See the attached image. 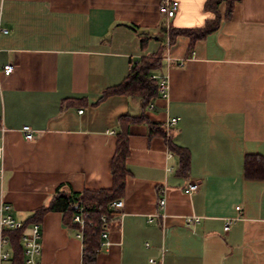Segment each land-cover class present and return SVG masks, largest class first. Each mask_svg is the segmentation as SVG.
I'll return each mask as SVG.
<instances>
[{
  "label": "crops",
  "instance_id": "obj_1",
  "mask_svg": "<svg viewBox=\"0 0 264 264\" xmlns=\"http://www.w3.org/2000/svg\"><path fill=\"white\" fill-rule=\"evenodd\" d=\"M163 1L0 0V26L9 31L0 32V206L25 222L60 187L110 188L121 118L144 116L164 129L175 117L169 137L151 134L147 122L126 125L123 207L106 226L111 245L96 264H264V178L244 175L247 154L264 157V0H237L229 18L222 3L219 28L191 50L187 35L171 42V30L202 28L214 14L206 0H174L177 13L167 18ZM162 49L156 74L168 76L167 98L158 94L153 109L137 96L101 99L132 61ZM174 148L188 155L186 171ZM192 182L199 188L186 191ZM38 221L41 264H82V242L61 212Z\"/></svg>",
  "mask_w": 264,
  "mask_h": 264
},
{
  "label": "trees",
  "instance_id": "obj_2",
  "mask_svg": "<svg viewBox=\"0 0 264 264\" xmlns=\"http://www.w3.org/2000/svg\"><path fill=\"white\" fill-rule=\"evenodd\" d=\"M237 0H206L205 8L214 14V18L208 20L204 27L197 29H186L174 31L171 30L170 38L173 42L175 35L184 34L190 39L189 48L193 49L195 43L203 39L207 34L219 28L221 21V13L219 6L226 4L225 17L229 18L233 12L235 2ZM163 52L160 54L140 57L136 61H132L128 76L116 87L104 92L101 99L108 94H124L129 96H137L140 98L142 107L147 109L158 96V79L151 78L152 74L158 73L163 66ZM133 122H147L151 134H165V131L156 123L150 122L144 116L133 117L125 116L121 118L122 128L117 134L115 154L111 162L112 186L108 189L101 190H82L73 191L60 187L52 196L48 205H44L35 214L23 222L21 228L4 230V235L8 239L9 251L11 253L12 264H25V255L23 250L22 237L33 223H39L42 215L49 211H59L63 214V220L67 226L79 229V225L73 221L74 215L80 208L88 213V220L84 228V237L86 239L87 249L83 253V264H96V257L102 250L100 243L102 241L101 234L106 226L118 212L111 209L110 204L124 195L126 178L129 170L127 168V158L129 155L128 132L126 125ZM180 155V169L186 171L188 168V155L181 148H174ZM244 175L248 179L264 178V157L259 154H247L244 159ZM106 217L103 222L102 217Z\"/></svg>",
  "mask_w": 264,
  "mask_h": 264
},
{
  "label": "built area",
  "instance_id": "obj_3",
  "mask_svg": "<svg viewBox=\"0 0 264 264\" xmlns=\"http://www.w3.org/2000/svg\"><path fill=\"white\" fill-rule=\"evenodd\" d=\"M179 7V3L174 0H164L160 7L159 11L162 16H165L167 18H172L176 15L177 10ZM168 28H170V24L168 23ZM0 32L9 33L7 29H4L0 26ZM170 40H167L166 48H169L170 46ZM194 55V53L192 54ZM165 59L168 63V66L170 64H173L174 58L171 57L170 53L168 52L165 56ZM177 64L179 66L184 65V61L178 60ZM15 69V65L10 63L4 67V73L9 75L11 74ZM151 78L158 79V92L159 95L163 98L168 97V90H169V83H168V76L165 74L159 75V74H152ZM150 109H153L155 107V104L152 102L148 106ZM80 113H83V110L79 111ZM179 119L178 118H170L164 123V130L166 132V137H169L170 132L172 129L178 124ZM23 134L26 140L31 141L34 138V131L30 126H24ZM3 157H4V147L0 143V182L2 181L3 177ZM199 188V183L192 182L189 183L187 186L186 191L192 192ZM166 197L164 195H161L158 198V212L156 213V216L163 218V211L166 207ZM110 207L112 210L119 212L123 207V200L118 199L113 201L110 204ZM237 209H240L239 207ZM10 207L8 205H2L0 206V262L9 261L11 259V253L4 250V247L8 245V239L4 235V230L6 228L10 229H18L21 228L23 225V222L18 221L14 216L9 212ZM89 216L88 213L83 210V208H80L78 212L74 215L73 221L76 222L79 225V229L76 230V237L82 242V257L83 253L87 249L86 239L84 237V228L86 225V222L88 220ZM103 222H106V217H102ZM199 222V219L196 218L195 220H192V218L188 219V222ZM230 228V222L227 223L225 226V230H228ZM102 241L100 243L101 249L107 248L111 245V241L109 240V234L106 231V229L101 234ZM22 243H23V250L25 255V264H41L39 260V256L42 252V231L40 224L33 223L29 226L28 230L22 237ZM149 246V244H147ZM164 250H162L163 252ZM11 261V260H10ZM150 262L155 263L156 261L152 258L150 259ZM83 264V263H82Z\"/></svg>",
  "mask_w": 264,
  "mask_h": 264
}]
</instances>
